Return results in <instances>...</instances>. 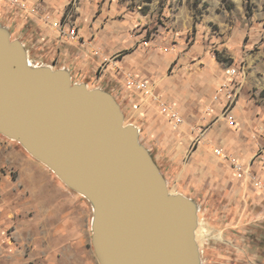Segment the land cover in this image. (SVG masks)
I'll list each match as a JSON object with an SVG mask.
<instances>
[{
    "label": "rangeland",
    "instance_id": "1",
    "mask_svg": "<svg viewBox=\"0 0 264 264\" xmlns=\"http://www.w3.org/2000/svg\"><path fill=\"white\" fill-rule=\"evenodd\" d=\"M3 1L10 10L3 16L0 12L1 26V19L16 17V11L22 18L33 11L32 23L40 18L45 24L63 12V24L75 28L76 34L62 35L55 29L57 36L76 37L80 16L90 23L99 19L101 29L108 30L103 35L116 36L113 43H102L112 53L103 56L108 60L98 73L116 63L111 82L118 87L115 98L125 124L143 127L151 113L160 126L178 129L168 123L158 102L146 98L135 107L140 97L130 96L123 87L128 72L149 79L156 93L176 108L182 95L184 102L177 108L182 125L189 124V131L207 139L213 158L196 154V138H184L186 147L177 148L182 163L161 171L171 192L192 198L198 206L196 242L201 264H264V178L254 169L262 165L264 175V0ZM28 24L24 31L30 33L26 41L30 62L60 68L52 64L49 54L53 50L57 61L61 47L40 41L41 31ZM171 55H176L173 62H169ZM230 67L238 70L235 78L241 82V93L247 92L252 103L251 116L240 119L237 126L226 120L235 103L217 110L211 98L215 89L219 96L214 101L221 95L226 98L220 85ZM139 138L148 144L144 130ZM215 147L234 153L262 181V187L241 182L249 179L233 175L232 165L213 152ZM32 162L46 182L45 192L38 197L28 186ZM92 217L86 197L66 186L18 141L0 134V264H100L92 243Z\"/></svg>",
    "mask_w": 264,
    "mask_h": 264
},
{
    "label": "water",
    "instance_id": "2",
    "mask_svg": "<svg viewBox=\"0 0 264 264\" xmlns=\"http://www.w3.org/2000/svg\"><path fill=\"white\" fill-rule=\"evenodd\" d=\"M116 98L30 62L0 25V134L92 205L100 264H201L198 206L173 193Z\"/></svg>",
    "mask_w": 264,
    "mask_h": 264
},
{
    "label": "crops",
    "instance_id": "3",
    "mask_svg": "<svg viewBox=\"0 0 264 264\" xmlns=\"http://www.w3.org/2000/svg\"><path fill=\"white\" fill-rule=\"evenodd\" d=\"M7 3L3 0H0V12L3 11L2 16L4 13L10 10V8H6ZM38 10V9H37ZM16 11V10H15ZM26 17H19L21 13L16 11V17H6L5 19H1L2 26L8 28L11 33V36L16 37L15 39H19L26 48V41L29 39L30 33L24 31V28L27 27L28 23L31 22L33 28L36 30L41 31V36L43 35L44 38L40 37V41H45L46 45H51L53 42H56V45L61 47V51L58 55V60H55L56 53L53 50L50 52L49 57L52 61V64L57 65L60 68L67 69L73 80L80 81V83H86L88 87H97L104 89L110 92L114 97L117 96L118 87L117 85H113L112 75L113 71L111 69H115V65L109 64L104 68L103 73H98L99 66L101 65L102 61L105 59L103 56H108L111 54L110 51H105L104 46L102 43H113L116 40V36L114 34H106L103 35L102 32L108 31L107 29H101V21L99 19H95L92 23L89 20L85 19L84 17H78L79 20V30L78 35L74 38H69L65 36H57L55 32V27L52 26V23L45 24V22L37 18L38 20H34L33 11H26ZM43 13V12H42ZM41 13V14H42ZM63 12H61L59 18H55V21L61 20ZM64 16V15H63ZM34 18V19H33ZM44 25H48V27H44ZM33 30V29H32ZM95 33V34H94ZM93 35H96L93 37ZM49 36V38H47ZM91 38V40H90ZM90 40V41H89ZM32 46H34V40L32 38ZM96 47H100L103 49L99 51ZM27 50V48H26ZM28 52V50H27ZM114 52V51H113ZM105 53V54H103ZM128 54V53H126ZM176 55H171L170 61H175ZM53 67V66H52ZM242 88L238 93L237 100L235 105L232 107L230 112L228 113V117L226 118L228 124L232 123L233 125H239L240 119H245L246 117H250L252 114L251 109V101L248 100L247 92H242ZM241 93V95H240ZM240 95V97H239ZM219 93H217L216 89L214 91V96H212V104L213 108L219 110L224 108L225 104V97L222 95L220 96L219 100L214 101V97H218ZM182 97V95H181ZM180 98L177 108L181 109V105L183 104L182 98ZM176 106V104H175ZM215 113V112H214ZM209 115V114H208ZM168 120V119H167ZM168 123H170L168 121ZM171 124V123H170ZM181 125V126H180ZM176 126L178 129L173 132V130L169 129L167 125H159L157 120L152 116L151 113H147L145 121L143 122V127H139V132L144 130L146 132L147 143H145V147L148 148L152 157L156 161L157 165L159 166L160 170L168 171L169 168L173 164H180L182 163L183 155L180 149H177L181 145L185 148L186 145L183 144V139L186 138L188 141H193L195 138L199 142L198 148L196 150V154L198 155H205L204 157L210 159L212 157L211 151L207 146V139H202L197 134V132H191L189 130V124L182 125L180 124ZM180 126V127H179ZM144 145V144H143ZM214 152V148H213ZM235 155L234 153H230ZM236 156V155H235ZM198 156H196L197 159ZM213 158V157H212ZM42 164V163H41ZM263 166L254 167L256 172L260 175V177L264 178L262 175L261 168ZM37 165L32 162V180L31 184L28 185L31 187L32 195L39 196L41 193H44L46 182L43 183L40 178V174L37 171ZM258 168L260 171H258ZM41 173L46 174L45 171L39 167ZM233 175H236L234 170H232ZM25 180H26V175ZM29 176V175H28ZM29 180V178H28ZM241 182H247V185H250V181L246 179H239ZM249 183V184H248ZM39 187V188H38ZM252 187H255L252 185ZM256 188V187H255ZM253 189V188H252ZM257 189V188H256ZM255 190V189H253ZM256 192H259L256 190ZM37 199V198H35Z\"/></svg>",
    "mask_w": 264,
    "mask_h": 264
},
{
    "label": "built area",
    "instance_id": "4",
    "mask_svg": "<svg viewBox=\"0 0 264 264\" xmlns=\"http://www.w3.org/2000/svg\"><path fill=\"white\" fill-rule=\"evenodd\" d=\"M21 6H24L23 4ZM68 13L64 15V18H67ZM63 20H58L52 23V26L55 27L60 34L66 35L69 32L72 36L76 34L75 28L71 29L69 24H63ZM67 26H69L67 28ZM108 59L105 58L101 65H104V62ZM100 65V66H101ZM238 70L236 68H227L225 71L226 80L221 83L220 91L226 96L225 104L227 109L232 107V105L236 102L238 93L241 89V82L237 77ZM123 87L127 94L137 95L140 97L137 102L134 103L135 107H138L144 100L150 99L151 101H156L159 103L162 113L167 115V119L170 123H172L175 127L183 123V117L177 108L168 100L162 98V96L156 93L154 86L152 85L149 79L144 77H138L136 74L132 72H128L124 77ZM232 124V123H231ZM214 153L221 159H225L230 162L233 169L235 170L237 176L239 178H247L256 188L262 187V181L249 173L239 160V158L235 155L225 153L221 147H215Z\"/></svg>",
    "mask_w": 264,
    "mask_h": 264
}]
</instances>
